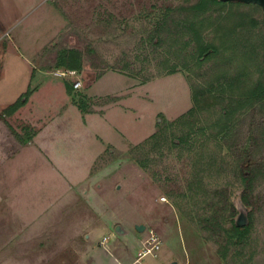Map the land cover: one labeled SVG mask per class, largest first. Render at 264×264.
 Wrapping results in <instances>:
<instances>
[{
  "label": "rangeland",
  "instance_id": "obj_1",
  "mask_svg": "<svg viewBox=\"0 0 264 264\" xmlns=\"http://www.w3.org/2000/svg\"><path fill=\"white\" fill-rule=\"evenodd\" d=\"M185 1H53L65 27L43 51L53 60H44L42 65H53L59 51L77 49L85 61L76 76L84 86L92 84L100 73L111 71L134 78L140 85L139 94L148 98L134 97L127 103L137 112L127 119L130 124L126 135L101 120L89 123L87 129L81 128L71 113L66 117L70 118L69 125L56 121L59 126L55 135H59L60 142L54 136L48 143L55 145L54 154L59 153L61 173L29 149L12 159L5 174L11 185V206H4L1 211L0 205V264H129L140 260L143 245L152 232L160 239L161 250L137 264H222L216 248L183 216L173 198L186 192L192 165L179 158L177 151L167 155L166 150H161L154 158H162V163L148 173L128 156L132 148L152 137L159 125L187 114L194 107L196 92L213 85L222 66L231 78L245 76L243 87L216 85L213 95L206 93L210 98L214 96L217 103L227 100L230 93L241 98V94L264 80V11L258 5L216 7L198 20V24L204 22V44L217 50L203 62L197 42L187 34L155 46L152 33L167 8ZM236 23L242 27H233ZM53 77L72 84L77 80L56 74ZM106 82L99 85V90L125 87L124 81ZM125 83L130 86L134 82L127 79ZM75 90L79 91L75 100H83L82 88ZM42 94L46 104H41L37 112L49 119L65 93L56 86ZM249 97L246 94L241 102L248 104ZM85 102L94 110L104 101ZM221 108L215 106L201 114V119L215 124L221 117ZM9 119L5 149L11 154L23 141H30L36 127L28 126L22 119ZM202 140L199 137L196 145ZM75 142L81 144L80 151L74 150L78 147ZM104 146L98 159L89 164L88 156ZM98 160L100 169L92 173ZM84 176L88 179L83 184L66 185L67 177L75 182ZM262 188L264 193V185ZM240 195V187L232 190L231 201L239 212L243 208ZM137 225H144L146 230L140 233ZM117 226L125 233L119 234ZM244 254V260L239 262L253 258L248 264H264V208L256 213L254 242Z\"/></svg>",
  "mask_w": 264,
  "mask_h": 264
},
{
  "label": "trees",
  "instance_id": "obj_2",
  "mask_svg": "<svg viewBox=\"0 0 264 264\" xmlns=\"http://www.w3.org/2000/svg\"><path fill=\"white\" fill-rule=\"evenodd\" d=\"M241 4L219 0H186L179 6H170L165 17L154 28L151 41L155 46H160L167 39L187 34L192 41L197 42L201 53L200 62H203L215 55L217 50L212 45L204 44V22L202 20L198 24L199 19L215 11L216 7ZM233 27L237 29L242 26L236 23ZM84 61L82 51L66 49L57 52L53 66L65 71L82 72ZM102 75L100 73L97 79ZM244 76L238 74L231 78L225 72V66H222L213 85L208 90L196 92L194 107L187 114L174 122L159 125L152 137L128 153L148 173H151L153 166L162 163V158L160 161L154 158L161 150H166L167 155L177 151L179 158L192 165L186 192L178 193L173 198L183 216L198 228L206 242L216 248L222 264H248L253 261L252 258L239 262L244 260L245 250L252 247L256 213L264 208V80L258 81L250 92L241 94V98H234L230 93L228 99L220 103L206 93L213 95L218 85H230L236 89L243 87ZM65 84L68 94L72 95L74 84ZM31 94V89H28L0 114V118L6 120L12 117L26 105ZM246 94L250 96L248 104L241 102ZM85 101L87 98L84 96L83 100L74 99L83 114L93 113L94 110ZM116 101L115 98H107L102 104ZM218 105L222 106L219 120L215 124L205 123L201 114ZM35 135L36 131L29 140ZM199 137H203V143L196 145ZM224 148L227 153H224ZM98 162L93 166L92 173L100 169ZM238 187L241 188L242 205L250 210L249 224L244 227L236 225L239 210L231 201L232 190Z\"/></svg>",
  "mask_w": 264,
  "mask_h": 264
},
{
  "label": "crops",
  "instance_id": "obj_3",
  "mask_svg": "<svg viewBox=\"0 0 264 264\" xmlns=\"http://www.w3.org/2000/svg\"><path fill=\"white\" fill-rule=\"evenodd\" d=\"M54 0H0V114L11 104L15 103L22 94L29 88L32 91L26 105L20 108L13 116L15 119H22L28 126L36 127V135L27 143H22L17 146L13 153H7L5 149V141L8 132L9 118L6 120L0 118V205L11 206L12 193L11 185L6 182V170L9 169L12 159H16L22 152L29 149L33 153L39 155L44 162L53 170L61 173L60 163H58V154H54L53 149L55 145L48 143L49 138L57 137L55 133L57 130L56 121L60 120L66 122L67 125L70 118H66L72 114L76 116L80 122L81 128H88L89 123H97L100 120L106 125H111L116 128L118 132L125 134L126 126L130 123L128 120L131 114L137 111L127 105V103L134 97L148 98L138 92L139 83L135 82L134 78L118 74L116 72H104L103 75L95 79L92 84L84 86L83 81L76 76L77 80L81 81L82 94L87 99L93 101H104L107 98H115L116 102L103 105L98 104L94 107L93 113L83 114L74 103L75 95L78 90H73L72 95H69L65 86L68 80H58L54 78L56 72L65 71L61 68H50V66H43L42 62L51 57H47L43 51L46 47L56 39L65 27V23L60 17L59 11L55 7ZM54 42V41H53ZM57 54L55 55V59ZM53 60V58H51ZM54 59V62H55ZM133 81L130 86L126 81ZM109 81H124L125 87H114L108 90L107 87L99 90V85L108 83ZM58 87V90L63 91L64 98L61 103L56 105V113L53 117L47 118V115L39 116L37 110L43 102V94L47 88ZM108 90V91H107ZM43 100V101H42ZM128 119V120H127ZM105 120H107L105 122ZM136 123V120L133 119ZM116 124L120 126L117 127ZM82 130V129H81ZM54 133V134H53ZM78 136V135H77ZM54 137V138H55ZM76 138L75 141H77ZM86 136L83 138L85 141ZM76 143V142H75ZM77 144V143H76ZM74 150H81L80 145ZM112 144L108 143V146ZM58 147V146H57ZM105 146L101 151H97L93 155H89V164L98 159ZM84 153L81 154L83 156ZM57 158V159H56ZM77 161V160H76ZM94 166V164H93ZM89 175V171H86ZM89 170V169H88ZM92 170V169H91ZM91 172V171H90ZM88 179L84 176L82 180L71 181L66 178V185H81ZM10 209V208H8ZM17 209V208H16ZM18 210V209H17ZM17 211L16 213H18ZM21 212V211H20ZM35 219V216L31 217ZM140 260L133 261L129 264H137Z\"/></svg>",
  "mask_w": 264,
  "mask_h": 264
},
{
  "label": "built area",
  "instance_id": "obj_4",
  "mask_svg": "<svg viewBox=\"0 0 264 264\" xmlns=\"http://www.w3.org/2000/svg\"><path fill=\"white\" fill-rule=\"evenodd\" d=\"M57 76L61 77H76V71H59L55 73ZM74 89H79L81 87V81L76 80L74 83ZM161 241L155 233H151V237L147 242L143 245V250L140 253V260L149 255H153L154 257L157 255V251L161 250Z\"/></svg>",
  "mask_w": 264,
  "mask_h": 264
},
{
  "label": "water",
  "instance_id": "obj_5",
  "mask_svg": "<svg viewBox=\"0 0 264 264\" xmlns=\"http://www.w3.org/2000/svg\"><path fill=\"white\" fill-rule=\"evenodd\" d=\"M219 1L227 2V3L232 2V3L254 4V5L260 6L264 11V0H219ZM247 212H248V209L245 208L244 206H243V208L240 209L239 215L236 218V225L238 227H244V226H247L249 224V218H248ZM136 229L140 233H143L146 230V227L144 225H137ZM116 231L119 234L125 233L124 230L122 229V227H120V226L116 227ZM174 264H176V263H174Z\"/></svg>",
  "mask_w": 264,
  "mask_h": 264
}]
</instances>
